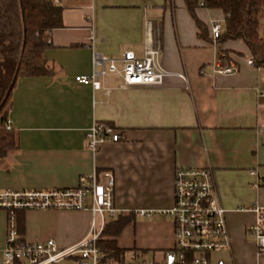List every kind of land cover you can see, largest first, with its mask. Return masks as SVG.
<instances>
[{
  "label": "crops",
  "instance_id": "crops-1",
  "mask_svg": "<svg viewBox=\"0 0 264 264\" xmlns=\"http://www.w3.org/2000/svg\"><path fill=\"white\" fill-rule=\"evenodd\" d=\"M59 4L62 27L49 32L43 52L52 73L20 78L12 91L8 120L18 149L0 159V191L73 189L93 173L103 183L109 172L117 218L128 219L135 244L125 249L117 236L102 239L115 240L124 256L131 251L159 257L173 246L172 219L136 212L172 206L177 169L208 168L231 239L230 252L219 257L227 264H264V252L247 234L255 214L237 211L264 208V69L247 65L252 55L240 39L219 42L217 49L212 45L209 21L223 22L222 10L194 9L205 27L201 35L185 0ZM146 20L160 30V62L169 74L162 85L123 89L113 75L100 80V89L75 81L91 75L93 51L118 56L131 50L141 57ZM260 35L264 39L262 24ZM218 50L238 68L235 75L212 74ZM94 123L112 128L121 139L93 154L85 133ZM17 215L21 239L53 240L60 249L79 243L91 220L89 211ZM7 220L0 210V264H5Z\"/></svg>",
  "mask_w": 264,
  "mask_h": 264
},
{
  "label": "built area",
  "instance_id": "built-area-1",
  "mask_svg": "<svg viewBox=\"0 0 264 264\" xmlns=\"http://www.w3.org/2000/svg\"><path fill=\"white\" fill-rule=\"evenodd\" d=\"M198 6L205 7L203 0ZM92 19V18H91ZM212 45L217 49L218 39L224 31L223 22L209 21ZM93 46V37H90ZM218 53L220 51L218 50ZM224 54L214 63L213 75H235L238 68L226 63ZM254 67L253 57L246 60ZM118 76L121 88L160 86L169 74L160 62V30L152 22L145 21V45L143 55L138 57L131 50L118 56L92 52V73L79 76L75 81L100 89V80L106 76ZM183 78V77H182ZM6 129L11 130L7 120ZM86 146L93 153L107 142H118L121 135L103 123H94L85 133ZM101 183L96 173L81 178L73 189L0 191V210L8 215L6 242L2 251L5 264H227L219 254L230 252L231 239L226 226L225 210L221 207L212 171L208 168H179L174 173L173 204L165 210H140L139 217L154 215L168 217L173 222V246L159 257L144 259L133 255L116 259L112 253L99 247L108 223L113 222L118 212L113 204L114 178L111 173L103 174ZM264 183V182H263ZM89 211L90 225L86 236L76 245L60 249L53 240L43 243L21 239L16 216L27 211ZM237 211L255 214V224L248 228L259 253L264 252V208L252 206Z\"/></svg>",
  "mask_w": 264,
  "mask_h": 264
},
{
  "label": "trees",
  "instance_id": "trees-1",
  "mask_svg": "<svg viewBox=\"0 0 264 264\" xmlns=\"http://www.w3.org/2000/svg\"><path fill=\"white\" fill-rule=\"evenodd\" d=\"M199 0H185L201 35L205 27L196 18ZM60 0H0V159L18 149L17 134L6 129L11 108V95L20 78L46 76L52 69L43 57L49 46V32L62 27ZM204 6L222 10L224 31L219 42L242 40L248 47L254 67L264 69V39L260 35L264 0H203ZM224 59L226 55L224 54ZM17 230L22 221L16 216ZM118 217L108 224L103 237H115L128 223ZM19 226V227H18ZM99 247L119 259L124 251L115 240L99 242Z\"/></svg>",
  "mask_w": 264,
  "mask_h": 264
},
{
  "label": "rangeland",
  "instance_id": "rangeland-1",
  "mask_svg": "<svg viewBox=\"0 0 264 264\" xmlns=\"http://www.w3.org/2000/svg\"><path fill=\"white\" fill-rule=\"evenodd\" d=\"M262 24V30L264 32V7H263V14L261 19ZM117 240L119 241V245L125 249L134 247L135 244V235L133 233L132 227L129 225L123 227V229L119 232L117 235ZM127 251V250H126ZM140 257H143L144 259H151L152 257L150 255H138ZM131 257H133V252L127 251L125 255L126 260H130Z\"/></svg>",
  "mask_w": 264,
  "mask_h": 264
}]
</instances>
